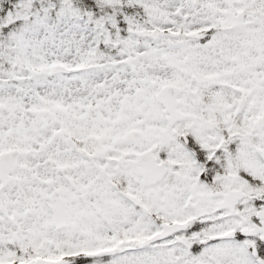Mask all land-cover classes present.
<instances>
[{"label":"snow or ice","instance_id":"snow-or-ice-1","mask_svg":"<svg viewBox=\"0 0 264 264\" xmlns=\"http://www.w3.org/2000/svg\"><path fill=\"white\" fill-rule=\"evenodd\" d=\"M0 264H264V0H0Z\"/></svg>","mask_w":264,"mask_h":264}]
</instances>
